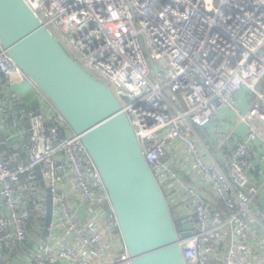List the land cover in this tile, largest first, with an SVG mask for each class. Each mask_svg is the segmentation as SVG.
Returning a JSON list of instances; mask_svg holds the SVG:
<instances>
[{
	"label": "built area",
	"instance_id": "2783aa9c",
	"mask_svg": "<svg viewBox=\"0 0 264 264\" xmlns=\"http://www.w3.org/2000/svg\"><path fill=\"white\" fill-rule=\"evenodd\" d=\"M23 2L82 68L128 98L122 112L146 165L174 221L191 228L185 264H264V0ZM11 75L37 107L26 125L12 123L13 92L0 83V134L27 153L5 159L0 140V264H131L80 136L0 45V78ZM220 114L227 124L214 126ZM36 168L52 201L45 240L21 213L30 191L44 220L46 194L21 180Z\"/></svg>",
	"mask_w": 264,
	"mask_h": 264
},
{
	"label": "water",
	"instance_id": "95a60500",
	"mask_svg": "<svg viewBox=\"0 0 264 264\" xmlns=\"http://www.w3.org/2000/svg\"><path fill=\"white\" fill-rule=\"evenodd\" d=\"M0 45L22 74L63 117L103 182L131 264H185L180 242L192 236L186 221H174L143 158L119 99L70 57L23 0H0ZM154 73L157 72L153 68ZM37 101L26 106L35 110ZM38 112L33 113L37 116ZM46 192L41 240L52 219Z\"/></svg>",
	"mask_w": 264,
	"mask_h": 264
},
{
	"label": "trees",
	"instance_id": "16d2710c",
	"mask_svg": "<svg viewBox=\"0 0 264 264\" xmlns=\"http://www.w3.org/2000/svg\"><path fill=\"white\" fill-rule=\"evenodd\" d=\"M0 83L7 84V79L0 78ZM12 100L14 103V109H13L14 111L12 113L13 119H16L17 123H22L26 125L28 112H27L25 105H23L14 94L12 95ZM24 144H25L24 151L27 152L29 148L28 146L29 144L27 140H25ZM21 152L22 151L19 148H16L14 146H9V145L4 146V144L1 149V154L3 158H6L7 155L10 154L15 158V160L24 159V154ZM21 180H22V185H26L27 187L31 186L33 190L37 188L39 192L41 193L42 197L46 194L45 190L41 189L39 186L35 171L25 174ZM29 192L30 191H24L22 193L21 200L23 202L21 204V213H22V218H23L26 228L28 229V231L32 232L33 231L32 225L37 223L39 224V227H40L43 225L44 220L43 218H37L35 217V215H33L34 213L33 209L36 208V206L38 205V202L32 196L31 197L29 196ZM25 202L27 203L25 204Z\"/></svg>",
	"mask_w": 264,
	"mask_h": 264
},
{
	"label": "crops",
	"instance_id": "0c3cea01",
	"mask_svg": "<svg viewBox=\"0 0 264 264\" xmlns=\"http://www.w3.org/2000/svg\"><path fill=\"white\" fill-rule=\"evenodd\" d=\"M9 82V86L12 89L13 94L17 97V99L25 105H29L34 100V93L32 87L24 80L19 79L16 75H11L9 79H7V83ZM262 89L264 90V83ZM16 119L12 120V123H15ZM0 140L3 142L4 146L7 145L5 143V135L0 134ZM8 146V145H7ZM29 146V145H28ZM29 149V148H28ZM24 154L23 160H17V161H23L26 162L27 160V153L21 152ZM11 158L15 160V158L8 154L5 159Z\"/></svg>",
	"mask_w": 264,
	"mask_h": 264
},
{
	"label": "rangeland",
	"instance_id": "374dc122",
	"mask_svg": "<svg viewBox=\"0 0 264 264\" xmlns=\"http://www.w3.org/2000/svg\"><path fill=\"white\" fill-rule=\"evenodd\" d=\"M262 87H263V83H261L258 87H257V90L258 91H262L263 89H262ZM223 115H226L225 113L223 114ZM222 114H220L217 118H215L214 119V122H213V125L214 126H221V125H225V124H227L225 121L224 122H221V118H222V116H223ZM229 119L231 120V122H232V124H234V117L232 116H230L229 117ZM216 129V128H215ZM27 202H25V204H26ZM24 208V207H23ZM41 217H43V215L41 216Z\"/></svg>",
	"mask_w": 264,
	"mask_h": 264
}]
</instances>
